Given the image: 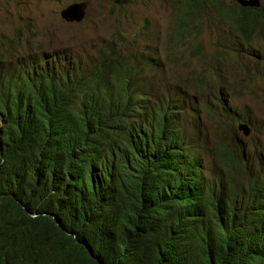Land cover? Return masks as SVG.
Masks as SVG:
<instances>
[{
  "label": "clouds",
  "instance_id": "obj_1",
  "mask_svg": "<svg viewBox=\"0 0 264 264\" xmlns=\"http://www.w3.org/2000/svg\"><path fill=\"white\" fill-rule=\"evenodd\" d=\"M159 3L173 8V34L162 47L135 30L89 46L84 37L91 7L85 0L6 20L9 32L0 41V148L8 147L5 132L19 135L25 122L16 117L17 108L35 102L43 109L48 101L54 113L34 116L33 141L55 151L74 134L68 158L94 165L99 181L112 182L111 173L127 165L159 215L197 227L211 245L222 247L216 261L264 264V128L248 109L238 113L237 101L249 88L231 80L264 72V0ZM230 55L234 73L225 75ZM176 68L200 72L182 78ZM96 112L112 119L107 124L112 130L92 123ZM204 114L217 121L213 142L200 123ZM132 125L146 133L135 142L123 136ZM199 166L202 179L196 185ZM2 178L6 185L11 181Z\"/></svg>",
  "mask_w": 264,
  "mask_h": 264
},
{
  "label": "trees",
  "instance_id": "obj_2",
  "mask_svg": "<svg viewBox=\"0 0 264 264\" xmlns=\"http://www.w3.org/2000/svg\"><path fill=\"white\" fill-rule=\"evenodd\" d=\"M52 106L47 101L43 109H36L35 102L17 108L16 117L25 121L19 135L4 134L0 264H221L215 258L222 247L211 245L197 227L184 228L180 220L173 223V215H159L152 195L132 180L127 165L121 163L111 173L112 182L99 181L94 165L90 169L87 162L68 158L74 134L65 136V148L55 151L33 141L30 123L34 116L52 112ZM96 115L92 123L112 130L107 125L111 118ZM144 134L132 125L123 136L135 142ZM2 177L11 180L9 186Z\"/></svg>",
  "mask_w": 264,
  "mask_h": 264
},
{
  "label": "rangeland",
  "instance_id": "obj_3",
  "mask_svg": "<svg viewBox=\"0 0 264 264\" xmlns=\"http://www.w3.org/2000/svg\"><path fill=\"white\" fill-rule=\"evenodd\" d=\"M75 0H0V41H4L9 30L4 23L10 24L16 18L30 19L42 12L48 11L51 8H63L65 5L74 2ZM91 7L87 13L88 22L85 31V41L89 46L95 45L102 38L109 39L116 32L124 34H134L142 32L147 34V39L154 47H162L168 41L172 34V13L173 8L169 4H160L159 0H85ZM11 16V17H9ZM149 26H146V23ZM9 41V40H8ZM205 46L211 49L210 39L205 40ZM260 46L259 43H254L253 48ZM152 47V51H154ZM9 53V52H8ZM243 56L241 59L243 60ZM233 57L230 55L224 61L223 71L225 75L234 73V67H229ZM192 72H200L198 69L193 71L188 69L176 68L175 73L183 77H187ZM264 72L257 76L249 77L245 74H240L239 78L233 75L231 77L232 85L236 82L247 85L252 90H264ZM249 89L244 91L243 97L237 101L238 113L248 109L255 118V123L264 128V94L253 95ZM200 123L206 129L208 139L213 142L214 135L217 131V121L214 117L204 114Z\"/></svg>",
  "mask_w": 264,
  "mask_h": 264
},
{
  "label": "bare ground",
  "instance_id": "obj_4",
  "mask_svg": "<svg viewBox=\"0 0 264 264\" xmlns=\"http://www.w3.org/2000/svg\"><path fill=\"white\" fill-rule=\"evenodd\" d=\"M96 116H98V115H96ZM200 143V139L198 138V143L197 144H199ZM207 152V156H209V153H208V150L206 151ZM198 163H201V159L200 158H197V160H196ZM200 171H201V166H199L198 167V169L196 170V178H197V183H196V185H200V181H201V176H200ZM111 187V186H110Z\"/></svg>",
  "mask_w": 264,
  "mask_h": 264
}]
</instances>
